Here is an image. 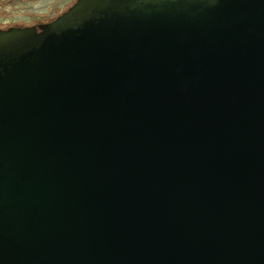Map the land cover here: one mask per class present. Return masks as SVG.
Listing matches in <instances>:
<instances>
[{
	"label": "water",
	"instance_id": "obj_1",
	"mask_svg": "<svg viewBox=\"0 0 264 264\" xmlns=\"http://www.w3.org/2000/svg\"><path fill=\"white\" fill-rule=\"evenodd\" d=\"M0 264H264V0L0 31Z\"/></svg>",
	"mask_w": 264,
	"mask_h": 264
},
{
	"label": "flooded vegetation",
	"instance_id": "obj_2",
	"mask_svg": "<svg viewBox=\"0 0 264 264\" xmlns=\"http://www.w3.org/2000/svg\"><path fill=\"white\" fill-rule=\"evenodd\" d=\"M80 0H0V31L35 29L54 23Z\"/></svg>",
	"mask_w": 264,
	"mask_h": 264
}]
</instances>
